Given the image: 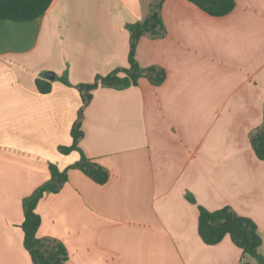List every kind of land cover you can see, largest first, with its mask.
Returning <instances> with one entry per match:
<instances>
[{
	"label": "crops",
	"instance_id": "crops-1",
	"mask_svg": "<svg viewBox=\"0 0 264 264\" xmlns=\"http://www.w3.org/2000/svg\"><path fill=\"white\" fill-rule=\"evenodd\" d=\"M152 1L54 0L35 20H0V264H33L24 199L50 179V163L80 159L59 151L73 142L76 85L129 66L128 24L145 20ZM162 17L166 36L142 37L136 58L164 67L165 81L99 87L84 110L79 147L109 180L70 169L38 204V236L63 242L65 264H242L230 235L201 239L200 206L251 218L264 255V160L250 141L264 125V0H235L223 16L165 0Z\"/></svg>",
	"mask_w": 264,
	"mask_h": 264
},
{
	"label": "trees",
	"instance_id": "trees-1",
	"mask_svg": "<svg viewBox=\"0 0 264 264\" xmlns=\"http://www.w3.org/2000/svg\"><path fill=\"white\" fill-rule=\"evenodd\" d=\"M54 0H0V20L27 22L35 20L45 14ZM165 0H153L148 16L143 21L128 24L130 32L129 66L117 67L106 75H97L91 83H80L76 88L81 94L82 106L77 119L73 123L71 145L59 146V151L68 154L79 150L81 157L65 169H60L55 163H50L51 177L40 185L35 192L24 199L25 219L22 223L24 230V246L29 252L33 264H65L69 259L66 246L59 239L52 236H38L41 226V216L37 212L40 200L47 193H58L69 180V170L78 169L90 177L97 184H105L109 180V170L87 157L79 147L84 136L82 129L85 108L91 103L93 93L99 87L122 89L138 85L141 78H146L154 86L162 84L167 76L164 67L149 65L142 67L136 58L137 46L142 37L151 39L163 38L167 29L163 22L162 7ZM212 16H223L230 13L235 7V0H189ZM61 80L71 85L67 77ZM36 85L43 94L51 91V82L37 78ZM250 141L256 156L264 160V125L254 129L250 134ZM188 198L195 202L192 196ZM199 235L208 245L218 244L225 235L243 251L242 264H264V255L261 252L263 238L257 224L249 217L238 214L231 206L210 211L203 206L199 207ZM253 258L254 262L246 260Z\"/></svg>",
	"mask_w": 264,
	"mask_h": 264
},
{
	"label": "water",
	"instance_id": "water-1",
	"mask_svg": "<svg viewBox=\"0 0 264 264\" xmlns=\"http://www.w3.org/2000/svg\"><path fill=\"white\" fill-rule=\"evenodd\" d=\"M45 76H46L47 79H51L52 80V79L55 78V73L52 72V71H49V72L46 73Z\"/></svg>",
	"mask_w": 264,
	"mask_h": 264
},
{
	"label": "rangeland",
	"instance_id": "rangeland-1",
	"mask_svg": "<svg viewBox=\"0 0 264 264\" xmlns=\"http://www.w3.org/2000/svg\"><path fill=\"white\" fill-rule=\"evenodd\" d=\"M243 252V251H242ZM262 252V251H261ZM246 260H249L250 262H254L255 260H253V258H251V257H247V259Z\"/></svg>",
	"mask_w": 264,
	"mask_h": 264
}]
</instances>
